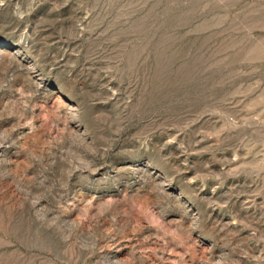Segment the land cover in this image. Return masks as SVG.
Listing matches in <instances>:
<instances>
[{"label": "rangeland", "instance_id": "1", "mask_svg": "<svg viewBox=\"0 0 264 264\" xmlns=\"http://www.w3.org/2000/svg\"><path fill=\"white\" fill-rule=\"evenodd\" d=\"M0 264H264V0H0Z\"/></svg>", "mask_w": 264, "mask_h": 264}]
</instances>
